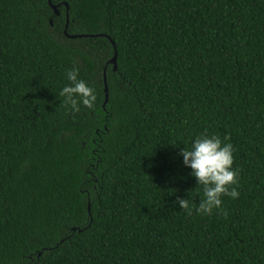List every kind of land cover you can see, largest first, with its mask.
Wrapping results in <instances>:
<instances>
[{"label": "trees", "instance_id": "1", "mask_svg": "<svg viewBox=\"0 0 264 264\" xmlns=\"http://www.w3.org/2000/svg\"><path fill=\"white\" fill-rule=\"evenodd\" d=\"M205 130L227 217L180 154ZM0 264H264V0H0Z\"/></svg>", "mask_w": 264, "mask_h": 264}, {"label": "clouds", "instance_id": "2", "mask_svg": "<svg viewBox=\"0 0 264 264\" xmlns=\"http://www.w3.org/2000/svg\"><path fill=\"white\" fill-rule=\"evenodd\" d=\"M79 69L73 67L67 71V79L70 85L63 87L59 96L63 97V106L73 113L80 111V105L94 108L96 95L95 90L83 79L78 78ZM230 140L225 135L223 141ZM235 151L231 143H224L218 135L204 133L199 134L191 148L185 147L181 150L183 162L190 167L191 174L196 178L197 184L202 186L203 197L200 199L195 212L198 214L211 215L214 210L219 211L225 217L227 212L222 207V196L238 198L239 170L233 169ZM235 185L236 187H233ZM176 202L186 215L193 214V205L187 198L177 197Z\"/></svg>", "mask_w": 264, "mask_h": 264}, {"label": "water", "instance_id": "3", "mask_svg": "<svg viewBox=\"0 0 264 264\" xmlns=\"http://www.w3.org/2000/svg\"><path fill=\"white\" fill-rule=\"evenodd\" d=\"M48 3L51 6V8L53 9V13L54 14H58V10H57L56 6L55 5H51L49 1H48ZM64 4L67 7L66 3H64ZM66 22H67V15H66ZM65 27H66V25H65ZM64 33H65V30H64ZM69 37L75 38L76 36L70 35ZM115 58H116V52H114V54H113V56H112V58L110 60V63L113 64V69H115ZM103 90L105 92V96H107V85H106L105 77H104V88H103Z\"/></svg>", "mask_w": 264, "mask_h": 264}]
</instances>
